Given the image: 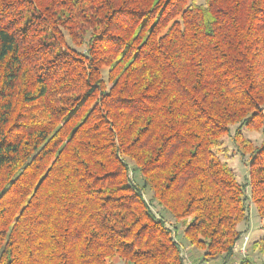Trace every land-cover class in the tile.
Wrapping results in <instances>:
<instances>
[{"label":"trees","instance_id":"16d2710c","mask_svg":"<svg viewBox=\"0 0 264 264\" xmlns=\"http://www.w3.org/2000/svg\"><path fill=\"white\" fill-rule=\"evenodd\" d=\"M147 186L202 263L264 218V0H0V264H184Z\"/></svg>","mask_w":264,"mask_h":264},{"label":"rangeland","instance_id":"374dc122","mask_svg":"<svg viewBox=\"0 0 264 264\" xmlns=\"http://www.w3.org/2000/svg\"><path fill=\"white\" fill-rule=\"evenodd\" d=\"M198 1L201 2V0ZM234 129L235 126L230 127L229 135H226L222 138L217 154L219 155L220 159L225 161L226 164L233 170L237 181L243 184L246 182L248 175V155L242 156L236 150L232 140ZM241 131L243 136L252 140V142H254L256 146H259L262 143L263 136L261 132H251L244 128ZM130 167L132 170V172L130 171L131 174L129 172L130 184L138 189H141V186L144 183L143 178L138 175V172L132 169V164H130ZM142 194L145 201L148 203L151 210L156 214V216L163 218L166 221L167 226L170 227L171 230H174V233L176 235L175 239L180 244L182 254L186 255V259H183V261L186 263L192 261V264H207L208 262H199L200 257L202 258L203 256L202 251L199 252L192 246L188 247V244L183 237V227L181 222H177L176 226L174 227L173 221L168 220V217L166 216L164 211L159 208L154 201L151 200L152 192L148 186L142 189ZM245 205L247 208L248 218L244 222L239 223L237 228L241 232V235H243L242 237L248 235L249 238L246 256L252 261L253 264H264V251H260L259 248L257 249L252 247L253 242L264 241V218H260L258 216L254 204L249 199L248 189L245 190ZM188 220L189 219H187V221ZM235 252V259H233L234 261L232 262V264H236L243 257L239 254L238 249H236ZM113 264H124V262L118 260ZM211 264H217V262L212 261Z\"/></svg>","mask_w":264,"mask_h":264},{"label":"built area","instance_id":"2783aa9c","mask_svg":"<svg viewBox=\"0 0 264 264\" xmlns=\"http://www.w3.org/2000/svg\"><path fill=\"white\" fill-rule=\"evenodd\" d=\"M248 240H249L248 235H245L244 237H242L240 244L237 245L238 252L243 257L247 253ZM181 256L183 259H186V255L182 254V251H181ZM184 264H190V262H188V263L184 262ZM217 264H219V263H217Z\"/></svg>","mask_w":264,"mask_h":264},{"label":"crops","instance_id":"0c3cea01","mask_svg":"<svg viewBox=\"0 0 264 264\" xmlns=\"http://www.w3.org/2000/svg\"><path fill=\"white\" fill-rule=\"evenodd\" d=\"M192 263V261L190 262V264ZM212 262H208L207 264H211ZM205 264V263H204Z\"/></svg>","mask_w":264,"mask_h":264}]
</instances>
